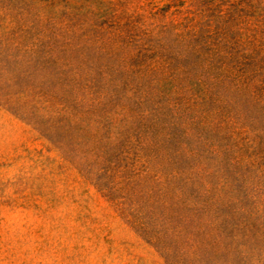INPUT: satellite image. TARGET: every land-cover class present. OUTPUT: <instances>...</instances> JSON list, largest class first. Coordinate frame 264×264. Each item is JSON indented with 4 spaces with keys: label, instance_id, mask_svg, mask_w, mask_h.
I'll use <instances>...</instances> for the list:
<instances>
[{
    "label": "rangeland",
    "instance_id": "374dc122",
    "mask_svg": "<svg viewBox=\"0 0 264 264\" xmlns=\"http://www.w3.org/2000/svg\"><path fill=\"white\" fill-rule=\"evenodd\" d=\"M0 264H264V0H0Z\"/></svg>",
    "mask_w": 264,
    "mask_h": 264
}]
</instances>
